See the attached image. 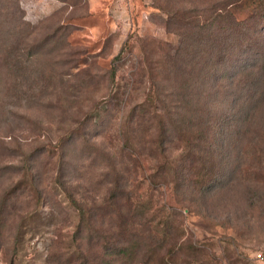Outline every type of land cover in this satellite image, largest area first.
<instances>
[{
	"label": "rangeland",
	"instance_id": "374dc122",
	"mask_svg": "<svg viewBox=\"0 0 264 264\" xmlns=\"http://www.w3.org/2000/svg\"><path fill=\"white\" fill-rule=\"evenodd\" d=\"M165 1L179 23L171 33L165 23L172 17L157 10L155 0H18L21 28L0 29V223L10 212L9 225L0 229V264H103V239L111 243L119 225L131 223L145 225L143 239L130 230L127 242L117 244L128 245L129 257L113 264H263L254 254L264 250V56L257 58L252 47L239 52L238 25L254 16L264 33V0ZM213 11L221 18L206 32L199 15ZM204 48L212 63L227 65L216 96L225 117L209 145L224 146L229 137L232 145L212 167L204 145V161L194 171L214 178L204 184L205 194H180L169 180L182 158L193 157L197 128L171 132L165 154L151 157V94L161 85L165 94L175 91L171 60L178 53L185 77L195 79L203 60L196 65L191 57ZM217 83L213 74L207 88ZM203 89L198 85L196 93ZM253 99L260 103L257 118L239 136L250 111L242 107ZM174 101L168 99L171 107ZM121 149L139 157L140 179L125 172ZM122 175L137 206L122 208L124 200L106 205L103 218L93 216L80 233L70 196L96 208ZM192 196L197 202L187 208ZM175 209L182 221L173 218L164 237L161 212ZM150 223L158 237L147 229ZM161 237L167 243L162 251L155 244Z\"/></svg>",
	"mask_w": 264,
	"mask_h": 264
},
{
	"label": "trees",
	"instance_id": "16d2710c",
	"mask_svg": "<svg viewBox=\"0 0 264 264\" xmlns=\"http://www.w3.org/2000/svg\"><path fill=\"white\" fill-rule=\"evenodd\" d=\"M164 1V2H163ZM156 3V9L162 11L166 15H170L172 17L168 18L165 23L166 30L171 33L173 30V26H179L177 18V13L172 12L168 6L165 0H155ZM205 12V11H203ZM222 12H211L209 16L206 15H199L202 16L203 19V26L202 30H205L206 32H209L211 30L212 25L214 22L217 21L218 18H221ZM20 14H22L18 0H0V29L4 28L8 24H13L16 28H21L22 23L20 21L21 17ZM257 20L254 16H252L250 19L246 20L242 24H239L238 27L241 29L243 28V44H241V50L239 52H242L245 48H251L253 50H256L257 58L264 56V33H258V30L256 28ZM6 28V27H5ZM262 41V42H261ZM246 42V44H245ZM206 45V44H205ZM205 47V46H204ZM221 52V51H220ZM177 53V52H176ZM211 53L206 48L202 49L200 52H197L196 56H192L191 59L194 61L196 65H198L202 60L203 63L201 66H199V70L201 71L197 77L193 80H189L184 75V59L180 58V54L178 53L177 58H173L171 60L172 62V71L173 76L177 75V86L175 87L174 92H169V94H165V86H156L154 92H152L153 96V102H154V133L155 138H152L149 143L152 148L151 151V157L157 158L159 155H164L165 151V143L167 142L171 132H174L176 134L177 130L184 129L188 130L191 128L196 127V139L195 143L191 145L190 147V153L193 157H184L180 161L177 167L172 169V176L169 180V187L174 190L176 193L184 194L185 191H189L190 189L193 190V192L198 193L199 191L202 193L205 192L204 184L206 182H210L213 180L214 175L211 173H205L202 176H199L195 173L196 165L195 163L199 164L201 166L204 159L201 156V153L203 151V146L208 145V151L207 154L210 156V159L206 162L207 164L212 167L214 165L215 156L222 155L221 149L229 150L231 148V138L229 137V141L224 146L216 145V142L214 140V144H210L211 142V134L215 135L218 130H220L221 119H223L225 116L224 112L216 106L222 107L220 103H217L218 100L216 99L217 95L220 92V83H221V73L226 70L227 65L223 63L214 64L211 62L210 59ZM240 56L238 53L234 56H231L227 59V62H230L234 60L236 57ZM175 67H177V71L175 70ZM254 67V65H253ZM257 67V66H256ZM255 68V67H254ZM216 74L218 76V83L216 86L212 87L211 89L207 88V84L212 78V75ZM241 77V76H240ZM244 77L239 79H236V85L242 84ZM198 85H203L204 89L202 91V94L196 93ZM171 96H175V103H178V105L171 107V103L168 102V99ZM262 99L264 95H261ZM216 102V103H214ZM257 99L248 100L246 101L245 105L242 107L245 110H250L249 114L247 115L246 120L244 123H241L240 125V131L242 133L239 134V136L243 135V133L249 132V127L253 124V121L257 118V112L259 111V105L260 103H256ZM157 103V105H155ZM232 110H235L236 105H233ZM261 111V110H260ZM186 117H188V120H186ZM201 124V125H199ZM226 130H229L227 127ZM179 135V134H178ZM180 136V135H179ZM179 136H174L176 139H180ZM216 145V146H215ZM124 151V150H123ZM118 153L119 157L121 158L120 163L125 168V172L128 174V176L132 179V176L140 179L142 175H144L142 172L144 169L142 168V163L134 153H125L122 154V149ZM224 159H226L225 156H222ZM113 155H107V159H112ZM119 162V161H118ZM223 167V166H221ZM138 172V173H137ZM142 173V174H141ZM124 177L123 175L119 178L116 177L114 181L110 182V188L109 191L112 189L111 195L103 199V201L100 203V205L96 208L89 209L85 205H82L80 202L72 198L70 196V201L76 208L79 219H80V225L78 228V231L82 233L83 231L90 229V221L92 220L93 216L94 218L102 219L103 218V211L106 205H111L117 201L124 200L125 203L122 206V208L126 205H129L131 207H136L139 198L136 197L130 190H129V178ZM196 176L198 178H201L202 181L198 180H192V178ZM63 188V187H62ZM217 188L214 186L209 190V192H215ZM65 190V189H64ZM67 192V191H66ZM113 196V197H112ZM189 201L188 207L193 206L196 204L197 200L195 196H192L190 199H187ZM113 208V207H112ZM121 208V209H122ZM160 210V208H159ZM115 211V210H114ZM108 217H112V210L107 212ZM122 213L117 212L116 218L119 222L121 219ZM178 217L182 221V214L178 213V211L175 209L172 214H166L161 212V221L160 224L162 226L164 237L167 236V233L165 232L166 228L169 225V222L173 221V218ZM4 218V219H3ZM2 218V223H0V229L5 228V226L9 225L10 222V212H6L4 214V217ZM144 224H138L131 223L129 225H124L122 228L119 225V228L117 230V239L113 240L111 243L107 239H103L102 246L100 250L104 251L105 260L103 261V264H113V262L118 260L119 258H125L129 257V247L128 245H125L123 243H119V241H125L128 233L131 230V233H134V236L138 237L139 239H143V235L145 234V231L143 230ZM170 228H176L174 226H170ZM149 229L150 233L152 232L155 234V237H158L157 227H155L152 223L147 227ZM153 230V231H152ZM95 233H97V230L94 228L93 230ZM133 231V232H132ZM135 231V232H134ZM115 237V238H116ZM121 237V238H120ZM162 239L156 238L155 244H157V249L162 251L163 248L167 245L165 243V239L161 237ZM5 244V240L2 241V236L0 234V249ZM15 244V243H13ZM110 245V247H108ZM84 264V263H83ZM102 264V263H101Z\"/></svg>",
	"mask_w": 264,
	"mask_h": 264
},
{
	"label": "built area",
	"instance_id": "2783aa9c",
	"mask_svg": "<svg viewBox=\"0 0 264 264\" xmlns=\"http://www.w3.org/2000/svg\"><path fill=\"white\" fill-rule=\"evenodd\" d=\"M254 259L257 262L264 264V250L258 251L254 254Z\"/></svg>",
	"mask_w": 264,
	"mask_h": 264
}]
</instances>
